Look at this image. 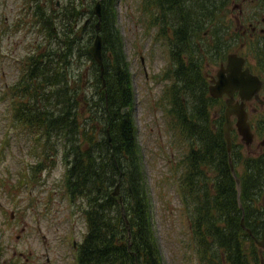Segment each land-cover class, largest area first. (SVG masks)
<instances>
[{
    "label": "trees",
    "instance_id": "16d2710c",
    "mask_svg": "<svg viewBox=\"0 0 264 264\" xmlns=\"http://www.w3.org/2000/svg\"><path fill=\"white\" fill-rule=\"evenodd\" d=\"M114 1L100 0L105 86L88 53V41L82 42L78 35L76 18L67 16L61 31L53 18L42 14L38 23L44 35L24 59L19 79L11 87L12 113L15 121L34 134L39 149L31 166L34 172L44 168L45 160L54 165L52 155H61L66 197L77 204L86 225L76 248L77 264H163L132 116L131 72L115 25ZM227 1L144 0L143 9L157 27L156 39L167 40L174 59L175 68L166 72L171 80L168 112L170 125L190 147L185 160L188 197L182 200L199 264H264V249L253 239L264 228V156L246 158L244 174L235 168L231 171L223 121L206 118L202 105L183 104L180 93H192L193 74L180 65V44L187 49L181 41H189L193 33L202 38L209 27L215 34L219 25L214 18ZM92 13L93 8L94 23L88 33L95 37L97 18ZM218 34L212 41L216 52L227 47ZM200 47L209 51L211 44ZM83 57L88 65L82 63ZM116 184L119 193L114 196Z\"/></svg>",
    "mask_w": 264,
    "mask_h": 264
},
{
    "label": "rangeland",
    "instance_id": "374dc122",
    "mask_svg": "<svg viewBox=\"0 0 264 264\" xmlns=\"http://www.w3.org/2000/svg\"><path fill=\"white\" fill-rule=\"evenodd\" d=\"M96 1L0 0V264H77L73 242L78 244L86 232L84 215L66 197L60 153L57 157L52 155L56 159L54 165L48 159L41 171L32 170L39 149L34 134L13 117L11 87L19 79L24 59L44 35L38 16L53 18L54 25L62 31L66 17L72 14L78 35L83 37L81 41H88L89 47L94 40V35L88 33L94 23L90 12ZM143 1L115 0L113 8L131 72L132 116L153 228L163 264H199L182 200L184 195L188 197L185 160L190 147L182 133L170 125L168 112L171 80L166 72L175 68L174 59L167 40L156 39L157 27L152 25L150 13L143 9ZM235 4L240 8L234 7ZM225 5L214 18L219 29L214 34L215 29L211 28L206 37L209 43L219 33L217 37L227 46L221 50L224 55L247 42V36L241 34L243 27L248 30L249 23L264 27L260 22L264 17L263 0H228ZM33 12L38 15L34 16ZM236 37L238 41L233 46ZM263 40L264 36L259 42L247 43L240 53L248 54L255 62L257 48ZM82 63L89 64L84 57ZM213 68L217 70L218 64ZM86 79H89L87 73L82 75L85 86ZM187 95L185 100H189ZM231 121L234 125L235 120L231 118ZM233 133L232 139L240 151L234 166L241 175L245 172L244 159L264 150L258 147L261 136L245 146L237 133ZM57 146L61 149L60 143ZM261 202L264 204V198Z\"/></svg>",
    "mask_w": 264,
    "mask_h": 264
},
{
    "label": "flooded vegetation",
    "instance_id": "af4514ba",
    "mask_svg": "<svg viewBox=\"0 0 264 264\" xmlns=\"http://www.w3.org/2000/svg\"><path fill=\"white\" fill-rule=\"evenodd\" d=\"M234 7L238 9L240 8L238 4H235ZM260 22L264 26V17H261ZM248 28L249 29L247 30L246 28L243 27L241 30V34L247 36L248 38L247 42L241 43L239 48H234L231 52L226 53L225 55L224 53H222L223 51L216 52V50L214 49V43L212 44V42H209L211 44V48L209 49V51H206L203 49V47H200V46H205L207 44L204 38L207 37L209 32L212 30L210 27L202 34V38H199L195 33H193L191 34V36L188 37L189 41L187 42L181 41V42H185L187 49H182V43L180 44V55H179L180 65L184 68H187L189 71L193 73L192 82L190 85V87L192 88V93L187 91L189 92V94L187 95L186 91H182L184 94H182L181 100L183 104L191 101L192 103H195V105L197 106L202 105L205 117L213 122L215 121L216 118L220 119L223 122L225 120L224 111L226 108V100L229 97L226 93H222L219 96H213L210 93V86L215 85L216 82L218 81V77H217L218 72L220 70L226 69L228 54L235 53L237 56L243 57L244 64L242 66V69L248 68L249 72L257 76L258 79L261 81L256 97L253 96L249 100H245L239 96L238 91H234L232 94L233 103L244 105V109L247 113V120L250 124V128L253 134V140L249 145L245 144V142L242 140L241 136L238 134L237 129L235 127L237 117L235 114H232L230 116V121L231 118H233L235 120V123L234 125L232 124V129L230 131L231 145L229 150L226 145V151L229 154L228 163L230 169H231V164L233 166V170L231 169V171H234L235 168L234 162L236 163V160H238L240 156V151L236 148L237 147L236 141L234 142L232 139V133L234 132L233 128H235V132L233 134L237 133V135L240 138V141L245 146H250L255 138L258 139L261 136L258 141V147L260 150H264V144H262V141L264 140V51H260V50L257 51L254 58L255 62L250 58L248 54L244 52L240 53V48H243V46L246 45L247 43L248 45H250L254 41L257 42L260 41L261 37L264 36V27L257 28L255 24L249 23ZM237 41H238L237 37L234 38L233 46L237 43ZM262 45H264V40L262 41L261 44H259V46ZM211 51H213V53ZM214 64H218L217 70H213ZM224 74L226 75V72ZM185 94L189 96V100H185V96H184ZM215 105H217L218 107L217 109L214 108ZM196 113L197 112H195V114ZM222 127L221 129L223 131ZM261 156H264V152L258 155L247 156L246 158L261 157ZM245 159L243 161V165ZM74 242H73V247L75 248L76 244Z\"/></svg>",
    "mask_w": 264,
    "mask_h": 264
},
{
    "label": "water",
    "instance_id": "95a60500",
    "mask_svg": "<svg viewBox=\"0 0 264 264\" xmlns=\"http://www.w3.org/2000/svg\"><path fill=\"white\" fill-rule=\"evenodd\" d=\"M93 14L97 17V22L95 23V37L88 48V53L90 54L92 60L97 64L100 70V77L102 79V85L105 86L104 82V66L102 61V41L101 35L99 34V28L101 24V2L96 1L93 7ZM244 64L243 57L237 56L235 53H230L227 56V66L226 69L220 70L218 72V81L215 85L210 86V93L213 96H219L222 93H226L229 98L226 100L225 108V122L223 124V134L226 141L228 150L231 145L230 131L232 129V123L230 121V116L235 114L237 117L235 127L238 134L241 136L245 144L249 145L253 140V134L250 128V124L247 120V113L244 109L243 104H237L232 102V94L234 91L239 92V96L242 99L249 100L251 97L257 96V91L260 87L261 81L257 76L251 74L248 68L242 69ZM226 72V75L224 74ZM264 144V140L262 141ZM231 169L233 166L231 164ZM237 184L239 180L236 179ZM119 193V184H116L112 195L116 196ZM119 203L122 204V199L119 198ZM123 210V207L121 208ZM123 217L126 220V216L123 213ZM241 226L244 228L243 219H241ZM246 231L252 236L250 229ZM255 244L264 249V228L259 238L253 236Z\"/></svg>",
    "mask_w": 264,
    "mask_h": 264
}]
</instances>
